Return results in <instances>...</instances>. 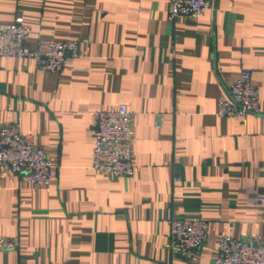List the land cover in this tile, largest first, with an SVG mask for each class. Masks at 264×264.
I'll use <instances>...</instances> for the list:
<instances>
[{
  "label": "crops",
  "instance_id": "1",
  "mask_svg": "<svg viewBox=\"0 0 264 264\" xmlns=\"http://www.w3.org/2000/svg\"><path fill=\"white\" fill-rule=\"evenodd\" d=\"M76 39L61 71L0 57V125L19 123L56 168L46 185L0 175V264H212L219 238L264 239V0H212L168 19V0H0V23ZM249 70L260 111L220 116L228 84ZM133 113L130 176L92 167L93 112ZM180 176V180H174ZM201 217L194 261L171 253L168 219Z\"/></svg>",
  "mask_w": 264,
  "mask_h": 264
},
{
  "label": "built area",
  "instance_id": "2",
  "mask_svg": "<svg viewBox=\"0 0 264 264\" xmlns=\"http://www.w3.org/2000/svg\"><path fill=\"white\" fill-rule=\"evenodd\" d=\"M212 5V0H168V19L199 17ZM32 28L27 23H0V57H28L38 67L59 72L79 56L76 39L38 38L35 47L28 44ZM262 98L249 70H242L228 84V96L220 97L217 114L244 116L260 111ZM94 149L92 167L115 176H130L135 164L131 150L133 113L125 104L116 109L93 112ZM3 171L18 174L31 183L46 185L56 177V168L44 148L34 144L32 134L24 133L19 123L0 125V175ZM174 180H180L175 176ZM168 250L188 260L198 258L206 240L208 222L201 218L174 215L168 219ZM16 235L0 236V249L13 250L20 246ZM18 264H26L19 261ZM212 264H264V239L258 235L236 238L222 235Z\"/></svg>",
  "mask_w": 264,
  "mask_h": 264
}]
</instances>
